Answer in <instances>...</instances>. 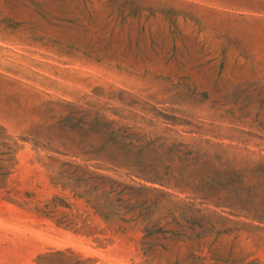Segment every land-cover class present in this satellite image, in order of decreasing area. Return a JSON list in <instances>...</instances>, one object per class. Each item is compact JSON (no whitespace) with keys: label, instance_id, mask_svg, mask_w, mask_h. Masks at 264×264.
Segmentation results:
<instances>
[{"label":"rangeland","instance_id":"374dc122","mask_svg":"<svg viewBox=\"0 0 264 264\" xmlns=\"http://www.w3.org/2000/svg\"><path fill=\"white\" fill-rule=\"evenodd\" d=\"M0 264H264V0H0Z\"/></svg>","mask_w":264,"mask_h":264}]
</instances>
